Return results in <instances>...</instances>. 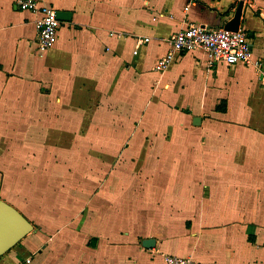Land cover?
Returning a JSON list of instances; mask_svg holds the SVG:
<instances>
[{
	"label": "crops",
	"instance_id": "crops-1",
	"mask_svg": "<svg viewBox=\"0 0 264 264\" xmlns=\"http://www.w3.org/2000/svg\"><path fill=\"white\" fill-rule=\"evenodd\" d=\"M240 1L39 0L72 14L41 51L39 14L0 0V200L35 227L0 264H264L262 77L202 49L156 70ZM240 27L264 59V0Z\"/></svg>",
	"mask_w": 264,
	"mask_h": 264
},
{
	"label": "built area",
	"instance_id": "built-area-1",
	"mask_svg": "<svg viewBox=\"0 0 264 264\" xmlns=\"http://www.w3.org/2000/svg\"><path fill=\"white\" fill-rule=\"evenodd\" d=\"M18 11H30L39 14L36 20L38 30L37 46L41 51L49 50L56 44L62 21L58 18V10L53 6L41 5L39 0H15ZM186 10H188L186 8ZM149 39L138 41L135 54L142 43ZM171 50L162 57L156 66L158 72H164L175 60L177 55L202 49L207 52L210 66L225 64L234 66L244 64L253 66L263 79L264 86V59L253 58V36L243 28L238 31H229L224 26L210 29L202 25L190 24L170 38ZM32 257H28L22 264H30ZM165 264H192L190 260L175 256H167Z\"/></svg>",
	"mask_w": 264,
	"mask_h": 264
},
{
	"label": "water",
	"instance_id": "water-1",
	"mask_svg": "<svg viewBox=\"0 0 264 264\" xmlns=\"http://www.w3.org/2000/svg\"><path fill=\"white\" fill-rule=\"evenodd\" d=\"M244 0H241L234 17L228 21L224 28L229 31H238L242 21ZM70 12L58 11V18L62 22L71 19ZM35 229L34 225L14 206L4 200H0V258L17 246ZM154 239L143 241L145 248H153Z\"/></svg>",
	"mask_w": 264,
	"mask_h": 264
},
{
	"label": "rangeland",
	"instance_id": "rangeland-1",
	"mask_svg": "<svg viewBox=\"0 0 264 264\" xmlns=\"http://www.w3.org/2000/svg\"><path fill=\"white\" fill-rule=\"evenodd\" d=\"M20 126V125H19ZM10 133V131L8 132V134L6 135V138H9V134ZM13 133H15V132H13ZM14 135V134H13ZM12 135V136H13ZM1 143L2 142H0V157L3 155V153H4V151L6 150V149H3V148H1ZM13 143H19L18 141H14V140H12L11 138H9L8 139V143H7V146H6V148H7V150H9V151H12L13 150V152L16 150V149H19V148H21L22 149V146H21V143H19V144H17V145H14ZM71 147V146H70ZM69 147V148H70ZM28 149H30V151H34V150H32L31 148H28ZM12 152V153H13ZM10 156H12V159H10V161L12 162L11 163V165H16V167H18L19 166V163H20V160H18L17 158H15L12 154H10ZM13 168V167H12ZM10 172H11V170H9Z\"/></svg>",
	"mask_w": 264,
	"mask_h": 264
}]
</instances>
